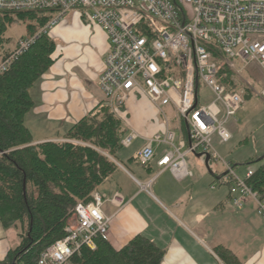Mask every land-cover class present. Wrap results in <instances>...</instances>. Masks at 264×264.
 I'll list each match as a JSON object with an SVG mask.
<instances>
[{
    "label": "built area",
    "instance_id": "2783aa9c",
    "mask_svg": "<svg viewBox=\"0 0 264 264\" xmlns=\"http://www.w3.org/2000/svg\"><path fill=\"white\" fill-rule=\"evenodd\" d=\"M70 10L83 11L81 15L106 34L109 49L98 77L106 103L119 110L134 92L147 98L164 117L163 132L146 140L138 161L149 164L155 145L166 144L168 149L156 165L182 181L192 174L186 157L206 152L224 169L231 203L241 207L246 200L253 201L264 222V191L253 190L246 182L253 170L248 168L243 177L239 176L218 149L233 138L227 124L237 121L243 96L218 81L217 65L208 50L212 43L230 67L236 62L256 63L264 73V0H0L2 14L54 12L38 33L19 38L9 55L0 58V72ZM145 31L155 36L149 39ZM176 64L182 68L179 76L172 74ZM201 84L211 92L212 101L200 103ZM258 94L264 100V86ZM168 104L178 114L180 134L183 126L188 127L189 136L186 131L185 138L178 141L162 112ZM137 137L130 130L121 144L129 147ZM105 203L114 207L116 214L127 200L114 190L96 191L89 202H78L65 236L40 253L38 264H71V256L82 247L95 249L98 239L108 240L113 215L104 212Z\"/></svg>",
    "mask_w": 264,
    "mask_h": 264
},
{
    "label": "trees",
    "instance_id": "16d2710c",
    "mask_svg": "<svg viewBox=\"0 0 264 264\" xmlns=\"http://www.w3.org/2000/svg\"><path fill=\"white\" fill-rule=\"evenodd\" d=\"M13 15L25 22L26 36H33L53 18L54 12H0L1 59L10 53L5 50L11 41L5 32ZM143 33L149 39L155 36ZM208 50L217 65L218 81L227 90H237L220 49L210 43ZM55 53L56 44L46 30L0 72V223L5 230L17 228L19 239L18 245L0 259V264H38L40 253L65 236L67 219L75 205L89 202L119 169V164L125 163L118 151L124 147L121 140L127 130L105 103L96 105L66 128L61 138L34 141L25 124V117L34 106L31 90L51 67ZM135 160L139 165H147L138 161V154L128 158ZM260 160L256 168H251L253 173L246 182L253 190L262 192L264 155L246 163ZM223 178L229 190V181L225 175ZM214 252L224 264H241L228 248L216 246ZM163 256L164 250L151 239L136 234L120 248L98 239L95 249L82 247L71 256L70 263L161 264Z\"/></svg>",
    "mask_w": 264,
    "mask_h": 264
},
{
    "label": "crops",
    "instance_id": "0c3cea01",
    "mask_svg": "<svg viewBox=\"0 0 264 264\" xmlns=\"http://www.w3.org/2000/svg\"><path fill=\"white\" fill-rule=\"evenodd\" d=\"M71 17L70 24L56 28L55 35L52 32L55 60L41 77L38 88L31 90L34 106L27 113L25 124L35 142L61 138L66 128L96 105L106 103L98 86L109 49L106 34L83 15ZM136 107L147 116L145 123L137 125L140 131L131 127L137 138L142 136V144L135 152L121 156L125 163L119 164V169L99 189L105 193L119 190L127 200L116 214L109 203L103 206L107 215H113L108 241L120 248L134 235L142 234L164 250L161 264H224L214 252L216 246L231 250L241 264H264V226H224L217 221L226 213L243 218L250 215L251 200L241 207L231 203L224 171L213 170V160H209L208 174H191L182 181L156 165L168 149L166 144L155 145L154 158L146 166L137 160L128 161L129 157H137L148 138L165 128L154 123L161 115L158 109L134 92L123 105L125 122ZM181 137L185 138L180 134L178 139ZM198 153L194 156L204 159ZM229 237L235 238L236 244L226 241ZM18 242L17 228L5 230L0 223V259Z\"/></svg>",
    "mask_w": 264,
    "mask_h": 264
},
{
    "label": "rangeland",
    "instance_id": "374dc122",
    "mask_svg": "<svg viewBox=\"0 0 264 264\" xmlns=\"http://www.w3.org/2000/svg\"><path fill=\"white\" fill-rule=\"evenodd\" d=\"M82 12L83 11L81 10L68 11L60 21H58L48 30V35L53 39L51 34L52 32L53 34L55 33L56 28L61 27L64 23L70 24L72 18L71 16L74 14L81 16ZM12 18L13 20L7 24V29L5 32V37L11 40L5 46V50L10 52L15 48L18 39L27 35L25 22L17 18L15 15H13ZM224 62L233 73L234 82H236L238 85L237 91H239L243 96V103L236 115L237 121L234 122L231 120L227 124V128L233 134L232 140L226 144H223L222 146H219L218 149L221 155L226 160L231 162L232 165H234L235 172L239 176L243 177L248 168L254 169L261 163L260 160L247 164V160L256 157H262L264 155V100L258 94L264 86V73L256 63L244 65L242 63L236 62L234 67H230L226 60H224ZM173 65L174 63H170V66ZM172 74L177 76L181 75V66L176 64V66L173 67ZM38 84L39 82L35 84V88H38ZM199 93L200 103H208L212 101L213 96L211 92L203 84L200 85ZM105 105L108 106V109L111 113H113L122 121V125L127 130L126 134H128L134 127L140 131V128H137V125H142L147 121V116L144 115V112H142L139 107H136L134 111H131V114L128 118L129 121L127 123L123 118V108L114 110L107 103H105ZM139 105L143 106L140 103ZM162 109V112L168 120L170 128L175 130L177 136L176 141H178L179 135L181 133L179 120L177 117L178 114L171 104L164 106ZM31 113L32 112H30V114ZM159 113L161 114V112ZM157 121L158 122L154 120V123L160 124L161 127L164 125V117L162 114L159 115ZM159 133H162V128L159 129ZM140 137L134 139L130 147L120 148L118 151L119 155L123 157L124 155L135 152L136 149L142 144V138ZM196 160H198L197 164L195 162ZM186 161L192 172V175L202 174L203 172L208 174V169L204 166V159L202 157L196 158L194 154H189L186 157ZM212 165L214 166L213 170L215 169L221 171L222 169L224 171L222 165H220L219 162L213 161V163H211V166ZM211 166L209 168H211ZM252 202L253 201H250L249 203V208L251 210L249 211L250 215L244 216L245 218L241 217L240 215L235 216L231 213H226L225 216L219 217L217 221L224 223V226H264V222L258 215L256 206ZM72 222L73 215L67 219L66 225L71 224ZM226 241H232V243L234 242L236 244L235 238L229 237L226 239Z\"/></svg>",
    "mask_w": 264,
    "mask_h": 264
},
{
    "label": "water",
    "instance_id": "95a60500",
    "mask_svg": "<svg viewBox=\"0 0 264 264\" xmlns=\"http://www.w3.org/2000/svg\"><path fill=\"white\" fill-rule=\"evenodd\" d=\"M186 131H187V136H189V133H188V127L186 126ZM188 142H190L189 140V137H188ZM199 156H204V164L206 166V168L209 170L210 172V168H209V160H210V157H209V154L206 153V152H200L198 153Z\"/></svg>",
    "mask_w": 264,
    "mask_h": 264
}]
</instances>
